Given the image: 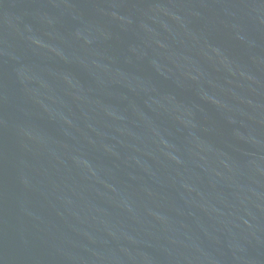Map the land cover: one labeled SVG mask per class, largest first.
<instances>
[{
	"label": "water",
	"instance_id": "obj_1",
	"mask_svg": "<svg viewBox=\"0 0 264 264\" xmlns=\"http://www.w3.org/2000/svg\"><path fill=\"white\" fill-rule=\"evenodd\" d=\"M0 264H264V0H0Z\"/></svg>",
	"mask_w": 264,
	"mask_h": 264
}]
</instances>
